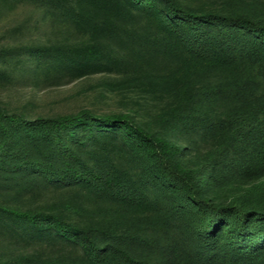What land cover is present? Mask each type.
Instances as JSON below:
<instances>
[{
	"label": "trees",
	"instance_id": "trees-1",
	"mask_svg": "<svg viewBox=\"0 0 264 264\" xmlns=\"http://www.w3.org/2000/svg\"><path fill=\"white\" fill-rule=\"evenodd\" d=\"M24 2L62 10L129 60L172 54L179 65L163 87L171 104L152 120L87 108L30 116L0 103V237L73 247L69 264H264V0H0V18ZM11 55L47 79L126 60L96 43ZM9 78L0 70V85ZM74 189L107 204L111 220L29 204ZM0 264L37 261L0 250Z\"/></svg>",
	"mask_w": 264,
	"mask_h": 264
},
{
	"label": "rangeland",
	"instance_id": "rangeland-1",
	"mask_svg": "<svg viewBox=\"0 0 264 264\" xmlns=\"http://www.w3.org/2000/svg\"><path fill=\"white\" fill-rule=\"evenodd\" d=\"M92 43L126 60L108 72L47 79L34 74L32 69L21 70L24 60L11 55L25 46L75 47ZM119 44L100 32L81 28L53 6L20 3L0 18V70L10 76L0 85V103L30 116H52L87 108L99 113L131 112L141 121L152 120L171 104L163 87L178 68V59L172 54H153L145 61L129 60L125 47ZM64 203L75 207V211L66 212L75 221L86 224L111 220L101 213L108 205L86 191H54L29 199L33 206L58 208ZM0 250L7 257L32 255L37 264H69L79 254L70 246L15 243L5 237H0Z\"/></svg>",
	"mask_w": 264,
	"mask_h": 264
}]
</instances>
